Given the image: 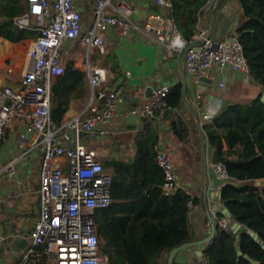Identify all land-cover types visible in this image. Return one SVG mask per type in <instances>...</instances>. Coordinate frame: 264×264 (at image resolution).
Instances as JSON below:
<instances>
[{
  "label": "built area",
  "instance_id": "1",
  "mask_svg": "<svg viewBox=\"0 0 264 264\" xmlns=\"http://www.w3.org/2000/svg\"><path fill=\"white\" fill-rule=\"evenodd\" d=\"M155 3L164 9L171 7L169 0H155ZM217 4L218 0H209L207 6L215 8ZM107 7L108 1H96L94 24L87 30H83L74 0H28V10L14 19L19 29L37 36L30 41L20 80L0 86V144L8 131L18 125L17 141L22 154L16 160L35 151L43 153L41 212L30 233L33 247L22 254L17 264H28L31 255H36L34 247L37 246L44 247L37 255L42 264H105L108 261L100 252L97 213L112 204L114 173L105 160L98 159L96 150L82 142V136L106 135V127L120 114L124 97L105 86L106 69L92 65L88 59L91 99L85 114L68 119L61 126L53 123V85L65 74L64 59L69 42L78 41L87 51L97 50L105 55L106 32L113 28L122 36L136 33L148 37L170 53L181 55L186 50V69L197 83L214 67L250 73L237 37L231 42L216 41L210 32L200 30L188 42L174 22L162 14H150L144 23L137 24L124 15L108 13ZM169 92L168 86L154 89L146 102L132 108L126 117L138 121L164 111L168 107ZM157 162L165 173L164 193L170 195L180 188L177 168L166 151L158 152ZM15 164L14 161L0 165V182L4 174H16ZM212 170L220 182H229L230 176L222 164L213 163ZM219 224L226 228L228 221L221 219Z\"/></svg>",
  "mask_w": 264,
  "mask_h": 264
},
{
  "label": "crops",
  "instance_id": "2",
  "mask_svg": "<svg viewBox=\"0 0 264 264\" xmlns=\"http://www.w3.org/2000/svg\"><path fill=\"white\" fill-rule=\"evenodd\" d=\"M96 1L74 0L83 30L94 24ZM106 1L108 13L124 15L137 24L144 23L150 14L160 10L155 0ZM245 21L244 10L238 1L218 0L215 8L205 7L195 33L207 30L216 41H230L237 37V29ZM3 41L5 44H14ZM25 41H28L29 46L31 39ZM106 45L108 51L101 55L97 50L87 51L78 41L67 44L64 66L73 64L85 74V78L84 87L71 99L64 121L85 114L88 108L91 87L86 67L90 59L92 65L106 69L105 86L118 91L124 97V103L118 118L106 129L108 136L104 138V135L99 139V133H94L93 139L88 135L89 140L109 141L113 150L105 156V161H128L136 153V139L146 133L147 126L155 129L160 137L159 150L168 152L177 168L180 188L200 199V204L192 208L189 217L192 242L206 239L211 234L210 217L218 221L217 213L224 207L218 193H221L222 187L228 182H220L212 170L213 149L207 140L204 127L212 123V119L226 104L249 103L262 94V87L250 73L239 74L214 67L207 73L205 77L208 80L200 88L194 77L188 73L183 54L170 53L166 47L136 33L122 36L112 28L106 32ZM18 64L17 62L15 65ZM11 67L5 71L13 73L15 79L12 80L0 69V86L16 84L22 77L24 67L20 71L15 66ZM185 81L187 88L184 94ZM178 84L182 85L184 94L180 109L170 113L157 111L153 117L138 121L126 117L128 111L146 102L144 87L151 86L156 89L168 86L171 89ZM173 122L177 123L179 133L172 131ZM19 129L16 125L8 131L5 140L0 144V165L16 162V174H4L0 182V221L9 220L18 229L11 234L12 239L2 237L0 264H17L22 254L33 247L30 233L41 212L39 189L43 153L35 151L17 161L22 154L17 141ZM111 170L114 173L112 168ZM11 228L6 225L4 233L7 234ZM207 245L180 251L174 263L207 264L204 255ZM34 249L36 255H31L28 264H42L37 255L43 252L44 247L37 246ZM105 264L110 263L107 261Z\"/></svg>",
  "mask_w": 264,
  "mask_h": 264
},
{
  "label": "trees",
  "instance_id": "3",
  "mask_svg": "<svg viewBox=\"0 0 264 264\" xmlns=\"http://www.w3.org/2000/svg\"><path fill=\"white\" fill-rule=\"evenodd\" d=\"M28 0H0V39L21 43L36 33L21 30L14 19L28 10ZM209 0H169L171 7L157 13L171 19L182 37L191 42L200 16ZM244 10L246 21L237 29V39L255 82L264 86V0H236ZM85 74L73 64L53 85L51 117L61 126L71 99L84 87ZM183 88L170 89L165 113L183 105ZM172 131L179 133L176 122ZM213 149L212 162L222 164L229 182L222 187L220 200L231 213L232 220L243 226L234 233L229 220L218 212L215 238L204 251L207 264H251L249 256L264 264L262 244L248 233L252 230L264 244V101L262 94L249 103H229L204 127ZM90 139L88 135H83ZM136 153L128 161H106L114 171L112 204L97 213L101 236L100 252L110 264H168L170 253L192 242L189 217L200 199L179 188L164 193L165 173L157 162L160 137L147 126L136 141ZM236 184V185H235ZM192 203V207H190ZM226 219L228 226L219 221ZM239 251L242 255H239ZM175 264V263H174Z\"/></svg>",
  "mask_w": 264,
  "mask_h": 264
},
{
  "label": "water",
  "instance_id": "4",
  "mask_svg": "<svg viewBox=\"0 0 264 264\" xmlns=\"http://www.w3.org/2000/svg\"><path fill=\"white\" fill-rule=\"evenodd\" d=\"M231 41L232 40H230L228 42H231ZM183 57L184 58L186 57V50L183 53ZM207 80L208 79L206 77H203L202 79H200L198 81V85L200 86V88H201V86H203L207 82ZM186 88H187V81L184 82V94L186 92ZM144 89H145V92H144L145 99L147 100L151 96L154 89L151 86H146V87H144ZM261 92H262V100L264 101V86L261 88ZM90 138L93 139V135H90ZM99 139H101V137H99ZM255 183H256V186H258V187L262 186L263 187L264 186V179L256 180ZM218 197H220V193H218ZM221 212L229 220V225L231 226L234 233H237L243 229V226L240 223L234 222L232 220L231 213L227 207H223ZM210 221H211V234H210V236L207 237L206 239L202 240V241L186 243V244H184L178 248L173 249L170 253L169 264H174V259L177 255V253H179L180 251L191 248L193 246H201V245L209 244L213 241V239L215 238V235H216V231H217V223H216L215 219H213L212 216L210 217ZM6 225H9L10 227H12L7 234L4 233V228L6 227ZM17 230H18L17 225L15 223L11 224V221H9V220L0 221V235L2 237L4 236L8 239H12L11 234L16 233ZM248 233H250L255 238L256 241L260 242L264 248V244L261 242L260 237L257 233H255L252 230H248ZM239 255L240 256L242 255L241 251H239ZM245 259L250 261L251 264H259L258 262L254 261L253 259H251L247 255L245 256Z\"/></svg>",
  "mask_w": 264,
  "mask_h": 264
},
{
  "label": "rangeland",
  "instance_id": "5",
  "mask_svg": "<svg viewBox=\"0 0 264 264\" xmlns=\"http://www.w3.org/2000/svg\"><path fill=\"white\" fill-rule=\"evenodd\" d=\"M28 47V41L18 44H5L3 40H0V69L5 71V69L12 68L11 66H15V68H17L16 70L20 71L25 65ZM17 62L19 63L18 66L15 65ZM5 72L12 78V80L15 79L13 73L11 74L9 71L7 72V70ZM109 127L110 126L106 127V129L108 130ZM107 136L108 135L104 136V138ZM82 142L85 143L88 148L96 150L98 153V159L102 161L106 159L104 154L111 149L109 141L104 139L102 141H97L96 139L90 141L85 136H82ZM19 232L23 233V231ZM5 243L7 242H4V244ZM18 243L20 244V242Z\"/></svg>",
  "mask_w": 264,
  "mask_h": 264
},
{
  "label": "flooded vegetation",
  "instance_id": "6",
  "mask_svg": "<svg viewBox=\"0 0 264 264\" xmlns=\"http://www.w3.org/2000/svg\"><path fill=\"white\" fill-rule=\"evenodd\" d=\"M111 150H113L112 147H111V149H110L109 151H107V153H105L104 155H105V156H108V155H109V152H110Z\"/></svg>",
  "mask_w": 264,
  "mask_h": 264
}]
</instances>
